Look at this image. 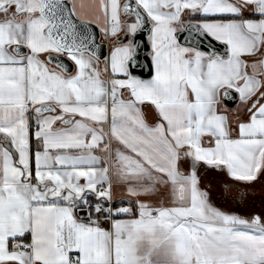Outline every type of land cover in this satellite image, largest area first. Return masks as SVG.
<instances>
[{
    "label": "snow or ice",
    "instance_id": "6c2138e0",
    "mask_svg": "<svg viewBox=\"0 0 264 264\" xmlns=\"http://www.w3.org/2000/svg\"><path fill=\"white\" fill-rule=\"evenodd\" d=\"M205 166L264 176V0H0V264H264Z\"/></svg>",
    "mask_w": 264,
    "mask_h": 264
},
{
    "label": "crops",
    "instance_id": "0c3cea01",
    "mask_svg": "<svg viewBox=\"0 0 264 264\" xmlns=\"http://www.w3.org/2000/svg\"><path fill=\"white\" fill-rule=\"evenodd\" d=\"M77 2L78 3H84L85 5H88V4L92 3L93 0H77ZM99 67L102 70L104 67L103 63H100ZM236 107H237V105L232 110H235ZM142 112H143L144 120L149 126H152L157 122L158 117L156 115L155 109L151 105H148V104L143 105L142 106ZM113 152H115V148L113 149ZM94 154L99 155L100 153L97 152ZM181 170L186 171V172L190 171V169H186L184 167H182ZM198 175H199L200 181H201V183H200L201 190H205V191L209 192L210 199H211L212 203L214 201V193H215V192L212 193V187H214L217 190L218 189L224 190L225 184L228 183V184L232 185V192H234V191L238 192V193H236L237 196H240V195L242 196V194L239 192L240 189H242L243 191H246V190L250 191V186L248 184H244L243 182L232 181V180H230V178L225 173H219V172H216L215 170L207 169L206 166L198 169ZM210 175H219L220 176V177H218V180L215 182L216 185L211 184V182H210L211 177H209ZM203 179H204V182H203ZM256 183L262 184V186H260L261 188L259 189V191L254 192L255 194L259 193L258 195H260V197H262L263 202L258 203V205H261L262 210H259L257 212H251V213H244V214H248V216H246L247 219H250L252 216L257 215V213L261 214L262 212H264V176H261L258 178L257 181L252 182V184H256ZM205 184H208L209 187L204 188ZM122 187H123L122 185H118V184L113 185L114 190L117 192V197H116L117 199H119V190ZM246 194L247 193H245V195ZM215 202L218 203L217 201H215ZM216 203H213L214 206L219 207L222 211H225V212L230 213V214L238 215V214H236L237 211H234V210H232V211L228 210L227 211L226 209H224V207H222ZM252 213H254V214H252ZM104 226L107 227V225H104Z\"/></svg>",
    "mask_w": 264,
    "mask_h": 264
},
{
    "label": "rangeland",
    "instance_id": "374dc122",
    "mask_svg": "<svg viewBox=\"0 0 264 264\" xmlns=\"http://www.w3.org/2000/svg\"><path fill=\"white\" fill-rule=\"evenodd\" d=\"M97 2H98V0H97ZM209 177H211L210 178L211 184L216 185L215 182L218 180V177H220V176L219 175H210ZM249 186H250V191H247V190L243 191L242 189H240L239 192L242 194V196L241 195L237 196L236 193H238V192H235V191L231 192V193H226L224 190H220V189H218V190L216 189L217 191H215L214 188L211 186L212 187V193L215 192L213 203H216L215 201H217L218 203H216V204L224 207V209H226L227 211L228 210L237 211L236 214H238L242 218L247 219L246 216H248V214H244V213H251V212H257L259 210H262L261 205H258V203L263 202L262 197H260V195H258L259 193H257V194L254 193V192L259 191V189L261 188L260 186H262V184L256 183V184H251ZM245 193H247V194L245 195ZM252 214H254V213H252ZM257 215H259V214L257 213Z\"/></svg>",
    "mask_w": 264,
    "mask_h": 264
},
{
    "label": "water",
    "instance_id": "95a60500",
    "mask_svg": "<svg viewBox=\"0 0 264 264\" xmlns=\"http://www.w3.org/2000/svg\"><path fill=\"white\" fill-rule=\"evenodd\" d=\"M65 2H68V0H65ZM73 19L75 20L76 18L74 17ZM78 22H79V21L77 20V23H78ZM92 27H93V29H94V31H95V35H96V37H97V43L100 44V45H102V46L104 47V49H105V53L107 54V50H108V47H109L108 42L105 41V40L101 37V34H100L99 30L95 27L94 24L92 25ZM143 42H144L145 44L148 43L146 36L144 37V41H143ZM212 46H214V42H213V44L210 45L207 41L202 45L203 48H209V47H212ZM101 63H102V62H101ZM141 78H143V79H149V78H150V77L148 76V70H147V67H146V66H145L144 69H143V74H142ZM230 103H231L232 109H234V107L237 105V102H235V101H230Z\"/></svg>",
    "mask_w": 264,
    "mask_h": 264
},
{
    "label": "trees",
    "instance_id": "16d2710c",
    "mask_svg": "<svg viewBox=\"0 0 264 264\" xmlns=\"http://www.w3.org/2000/svg\"><path fill=\"white\" fill-rule=\"evenodd\" d=\"M203 182H204V179H203ZM205 187H209V185H208V184H205V185H204V188H205ZM213 188H214V187H213ZM214 189H215V188H214ZM215 190H216V189H215ZM216 191H217V190H216Z\"/></svg>",
    "mask_w": 264,
    "mask_h": 264
},
{
    "label": "flooded vegetation",
    "instance_id": "af4514ba",
    "mask_svg": "<svg viewBox=\"0 0 264 264\" xmlns=\"http://www.w3.org/2000/svg\"><path fill=\"white\" fill-rule=\"evenodd\" d=\"M205 172V171H204Z\"/></svg>",
    "mask_w": 264,
    "mask_h": 264
}]
</instances>
